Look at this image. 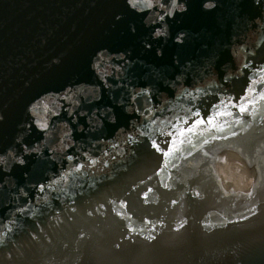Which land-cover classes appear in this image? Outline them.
Returning a JSON list of instances; mask_svg holds the SVG:
<instances>
[{
    "label": "water",
    "instance_id": "95a60500",
    "mask_svg": "<svg viewBox=\"0 0 264 264\" xmlns=\"http://www.w3.org/2000/svg\"><path fill=\"white\" fill-rule=\"evenodd\" d=\"M0 264H264V0H0Z\"/></svg>",
    "mask_w": 264,
    "mask_h": 264
},
{
    "label": "snow or ice",
    "instance_id": "6c2138e0",
    "mask_svg": "<svg viewBox=\"0 0 264 264\" xmlns=\"http://www.w3.org/2000/svg\"><path fill=\"white\" fill-rule=\"evenodd\" d=\"M240 111L243 112V111H245V109L242 107V108L240 109ZM204 122H205V121H203V120L199 121L200 124H203ZM207 123H208V124H212V121L209 120V121H207ZM193 130H194L193 128H189V129H188V132H192ZM220 130H221V131L223 130L222 127L220 128ZM181 135H184V133L181 132ZM187 142H188V143H191V141H187ZM207 142H208L207 140L204 141V143H207ZM181 143H184V141H181ZM179 150H180V149L176 147L175 142H173V147H172L171 151H162V155L168 157L169 160H171V157H172L173 155H175V153L178 152Z\"/></svg>",
    "mask_w": 264,
    "mask_h": 264
},
{
    "label": "flooded vegetation",
    "instance_id": "af4514ba",
    "mask_svg": "<svg viewBox=\"0 0 264 264\" xmlns=\"http://www.w3.org/2000/svg\"><path fill=\"white\" fill-rule=\"evenodd\" d=\"M12 247L15 248L14 246H11L8 250H12L13 249Z\"/></svg>",
    "mask_w": 264,
    "mask_h": 264
}]
</instances>
